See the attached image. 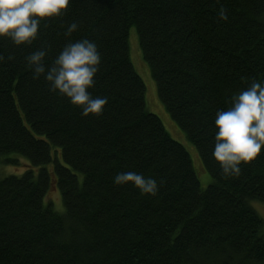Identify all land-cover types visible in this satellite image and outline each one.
<instances>
[{
  "label": "trees",
  "instance_id": "16d2710c",
  "mask_svg": "<svg viewBox=\"0 0 264 264\" xmlns=\"http://www.w3.org/2000/svg\"><path fill=\"white\" fill-rule=\"evenodd\" d=\"M132 28L162 104L212 178L205 190L189 152L147 110ZM83 38L102 55L91 91L108 104L98 117L82 116L25 61L43 47L51 64ZM0 54V168L12 154L31 165L0 178V264H264V221L252 206L264 203V149L238 177L212 155L217 110L264 81V0H72L31 45L0 39ZM122 171L156 178L158 194L115 184ZM57 188L63 214L49 201Z\"/></svg>",
  "mask_w": 264,
  "mask_h": 264
},
{
  "label": "clouds",
  "instance_id": "9594fccd",
  "mask_svg": "<svg viewBox=\"0 0 264 264\" xmlns=\"http://www.w3.org/2000/svg\"><path fill=\"white\" fill-rule=\"evenodd\" d=\"M72 0H0V39H9L17 47L31 45L39 38V30L47 21L55 20L69 10ZM219 18L227 20L221 6ZM79 28L77 22L68 24L64 35L70 37ZM48 51L40 48L25 57L33 78L43 77L49 90L65 97L81 110V115L100 116L108 104L107 96L93 95L102 55L96 41L83 38L69 40L51 64L46 63ZM8 60L14 59L9 55ZM5 56L0 54V63ZM213 157L226 177H238L242 166L258 159L264 149V81L253 79L251 84L230 98L226 110L218 109L214 120ZM117 185L131 184L142 195L156 196V178L135 171L118 172Z\"/></svg>",
  "mask_w": 264,
  "mask_h": 264
},
{
  "label": "rangeland",
  "instance_id": "374dc122",
  "mask_svg": "<svg viewBox=\"0 0 264 264\" xmlns=\"http://www.w3.org/2000/svg\"><path fill=\"white\" fill-rule=\"evenodd\" d=\"M129 45H130L131 60L135 68V71L141 77V79L143 80L146 86L147 110L157 115L161 119L164 127L171 135V137L176 141H178L179 143H181L189 152L193 160L194 168L200 180L201 189L205 190L212 183V178L206 171H204L203 164L197 152L196 147L188 141L185 134L173 121L169 113L166 111L164 105L162 104L158 96L157 85L152 78L150 68L143 58V54L139 46L138 35L135 28H132L131 30L129 37ZM9 158L15 163L11 165L2 166L0 168V178L8 175L21 176L31 166L30 162L21 155L12 154ZM52 167L53 164L49 166L50 170H52ZM201 169H203V172L200 171ZM36 171H38V169ZM49 201H53L52 208L56 212L60 214H63L65 212L61 194L58 188L57 190L55 189L52 190L49 197ZM45 204L48 205L47 200L45 201ZM252 206L255 208L259 216L264 221V203L252 202Z\"/></svg>",
  "mask_w": 264,
  "mask_h": 264
}]
</instances>
